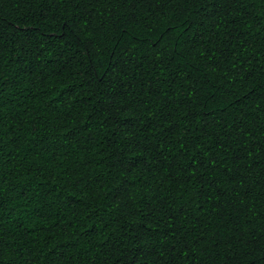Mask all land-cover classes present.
Wrapping results in <instances>:
<instances>
[{"label": "trees", "instance_id": "obj_1", "mask_svg": "<svg viewBox=\"0 0 264 264\" xmlns=\"http://www.w3.org/2000/svg\"><path fill=\"white\" fill-rule=\"evenodd\" d=\"M0 264H264V0H0Z\"/></svg>", "mask_w": 264, "mask_h": 264}]
</instances>
